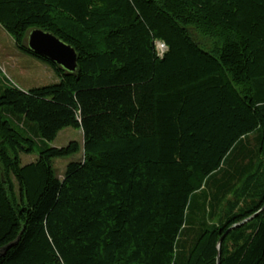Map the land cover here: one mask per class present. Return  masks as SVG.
<instances>
[{"label":"trees","instance_id":"obj_1","mask_svg":"<svg viewBox=\"0 0 264 264\" xmlns=\"http://www.w3.org/2000/svg\"><path fill=\"white\" fill-rule=\"evenodd\" d=\"M0 26L57 78L0 77V264H264V0H0Z\"/></svg>","mask_w":264,"mask_h":264},{"label":"rangeland","instance_id":"obj_2","mask_svg":"<svg viewBox=\"0 0 264 264\" xmlns=\"http://www.w3.org/2000/svg\"><path fill=\"white\" fill-rule=\"evenodd\" d=\"M161 42H156L159 54H162ZM0 77L11 82L15 86L27 90L31 87L42 86L57 81L51 68L37 58L25 54L17 49L10 34L0 26ZM75 140L80 150L66 157H56L51 160L55 175L61 178L65 166L70 161L82 158V132L72 127L61 129L56 137L49 143L52 147H62ZM36 153L21 154L20 162L25 164L33 161Z\"/></svg>","mask_w":264,"mask_h":264},{"label":"water","instance_id":"obj_3","mask_svg":"<svg viewBox=\"0 0 264 264\" xmlns=\"http://www.w3.org/2000/svg\"><path fill=\"white\" fill-rule=\"evenodd\" d=\"M27 46L35 55L59 65L68 72H73L76 69L77 56L75 50L50 32L38 28L32 29L27 35ZM221 239L222 237L219 239L218 245Z\"/></svg>","mask_w":264,"mask_h":264},{"label":"built area","instance_id":"obj_4","mask_svg":"<svg viewBox=\"0 0 264 264\" xmlns=\"http://www.w3.org/2000/svg\"><path fill=\"white\" fill-rule=\"evenodd\" d=\"M160 46L162 48L161 52L163 53V51L165 50V45L163 43H160ZM161 55V54H160Z\"/></svg>","mask_w":264,"mask_h":264}]
</instances>
